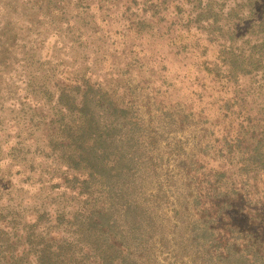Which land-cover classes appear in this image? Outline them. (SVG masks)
<instances>
[{"label":"trees","instance_id":"1","mask_svg":"<svg viewBox=\"0 0 264 264\" xmlns=\"http://www.w3.org/2000/svg\"><path fill=\"white\" fill-rule=\"evenodd\" d=\"M0 7V264H264V0Z\"/></svg>","mask_w":264,"mask_h":264},{"label":"rangeland","instance_id":"2","mask_svg":"<svg viewBox=\"0 0 264 264\" xmlns=\"http://www.w3.org/2000/svg\"><path fill=\"white\" fill-rule=\"evenodd\" d=\"M3 1V0H2ZM1 8V7H0ZM53 41H54V38H52V37H49L48 38V40L46 41V43H44V45H43V50L45 51V52H47V51H50L51 49V47H52V44H53ZM107 46V45H106ZM216 47L214 46V47H211L210 49H209V51H208V56H210L211 54H213V51H212V49H215ZM112 51H114L112 48L110 49V52H112ZM119 53H120V50L118 51ZM123 61V60H122ZM125 61H127V57L125 58ZM139 64H142V61H140L139 63H137L136 64V66L137 65H139ZM96 66H97V68H99V66H100V64H96ZM102 66V65H101ZM176 65H172L171 67L173 68V67H175ZM149 67V66H148ZM192 68H194L193 66L190 68L191 70H188V71H186L185 73H186V76L188 77V78H190V76L191 77H193V74H194V69H192ZM131 69L132 70H130V72H131V74H132V78L133 79H137L138 78V75L139 74H137V72L135 71V69H137V67H135V69L133 68V67H131ZM154 71H155V69H153ZM142 75H148L149 77H151V82H153L154 83V80L156 79V78H158L159 76L158 75H150L149 74V70L147 69V66L146 65H144V67L142 68ZM157 72V71H156ZM158 73V72H157ZM160 74V73H159ZM63 79V78H62ZM95 79V78H94ZM58 81L60 80V79H57ZM108 80L109 81H115L116 80V78L115 77H111V78H108ZM203 81V80H202ZM149 84H151L152 86L148 89L149 91L148 92H150V94H151V96L152 95H154V96H156V94H155V92H157L158 94L159 93H161V92H163L164 90H168V89H171V88H174L176 91H175V94L177 93V95H184V91H182V90H186V88L184 87L185 86V80H183L182 81V83H179V85H177L176 83H175V81L174 80H167L166 81V83L164 84V85H161V83L160 84H152V83H149ZM170 86V87H169ZM181 88H180V87ZM177 88H180L181 90H180V92L178 91V89ZM196 88V87H195ZM194 88V90H196ZM154 92V93H153ZM202 90H201V92L200 91H196L195 93L197 94V95H192L191 93H192V91L189 93V92H187V94H185V96H188V98H185V102L183 101V103L186 105V102H189V101H191L190 99H192V101H193V105H194V107L196 106V107H198V109L200 110L201 108H203V107H206V104H203V103H201L200 105H198L197 106V104H198V100H197V96L201 93V95H202ZM189 95L191 96L190 97V99H189ZM198 97H200V96H198ZM153 98V97H152ZM195 126H197V125H195ZM194 131V129L191 127V128H189L186 132H184L183 134H180L179 136L182 138V139H185L186 137H188L189 135H190V133L191 132H193ZM8 132V131H7ZM189 139H190V144L191 143H193V140H192V137H189ZM7 146L6 145H3V148H6ZM3 152L4 151H2V155H4L3 154ZM6 159V158H5ZM34 192V189L31 187L30 188V194L31 193H33Z\"/></svg>","mask_w":264,"mask_h":264}]
</instances>
